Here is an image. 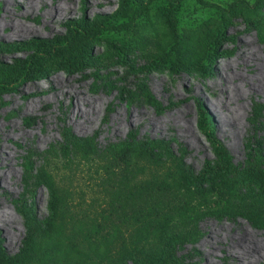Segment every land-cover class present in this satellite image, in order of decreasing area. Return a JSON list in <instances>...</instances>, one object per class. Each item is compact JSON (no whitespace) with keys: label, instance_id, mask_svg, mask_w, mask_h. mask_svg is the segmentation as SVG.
I'll return each mask as SVG.
<instances>
[{"label":"rangeland","instance_id":"374dc122","mask_svg":"<svg viewBox=\"0 0 264 264\" xmlns=\"http://www.w3.org/2000/svg\"><path fill=\"white\" fill-rule=\"evenodd\" d=\"M40 1L0 0L1 47L62 34L65 23L74 19L111 26L89 44L98 57L94 67L71 73L52 70L0 92V146L5 158L0 162V247L6 255L16 252L29 234L41 248L46 219L53 226L62 223L70 233L76 222L98 217L109 202L110 150L122 140L155 145L158 161L138 158L143 172L135 184L177 164L192 174L214 167L217 160L198 126L197 103L235 169L253 151L264 162V21L248 28L240 18L226 19L224 9L233 0H132L136 10L142 7L133 18L113 16L121 0H44L45 5ZM47 6L61 14L45 18ZM260 12L264 16V5ZM169 18L178 33L189 37L200 27L220 34L207 41L200 69L153 66L154 45L169 48ZM25 53L26 49L0 48V61L8 63ZM48 79L72 92L84 112L73 123L62 120L68 98H53ZM131 112L138 115L137 122L126 123ZM115 113L122 126L111 134L109 121ZM83 115L94 120L81 131ZM231 120L238 125L236 132L231 131ZM68 138L87 142L89 153L82 157ZM206 176L201 177L204 185ZM39 178H46L50 187ZM63 194L69 198V211L62 219L55 201ZM169 233L178 237L135 245L130 230L122 228L110 245L111 254L117 264H136L132 258L143 261L159 249L162 258L155 260L160 264H264V228L239 216H203ZM74 264L88 262L78 257Z\"/></svg>","mask_w":264,"mask_h":264},{"label":"trees","instance_id":"16d2710c","mask_svg":"<svg viewBox=\"0 0 264 264\" xmlns=\"http://www.w3.org/2000/svg\"><path fill=\"white\" fill-rule=\"evenodd\" d=\"M263 5L264 0H253L251 4L245 0H233L224 9L225 18H240L248 28L255 27L264 21L260 12ZM141 9L136 10L132 0H121L113 16L129 14L133 18ZM64 26L62 34L0 46L3 49L27 50L22 57L8 63L0 61V92L12 89L21 80L44 77L52 70L71 73L95 66L98 57L92 55L89 44L101 29H107L111 24L100 20L87 22L74 19ZM168 32L167 50L154 45V67L157 63H169L176 70H198L206 55L207 41L215 40L220 35L212 29L200 27L191 38L186 33H178L170 18ZM197 109L199 129L210 143L217 160L214 167H205L201 173L192 174L177 164L160 176H152L135 184V178L143 172L137 159L147 156L150 161H158L155 145L122 140L110 150L112 179L109 202L98 217L76 222L70 233H65L62 223L53 226L46 219L43 225L45 240L41 248L37 247L34 237L29 234L11 255H6L0 247V264H74L78 257L88 264H117L110 245L122 228L130 230V240L136 245L148 239L163 240L172 236L175 239L178 235L169 233L172 227L188 225L203 216H239L253 227L264 228V162L261 155L253 151L244 164L235 169L230 153L213 134L208 115L198 103ZM66 140L77 146L82 157L89 153L87 142L75 138ZM203 173L207 175L205 185L201 182ZM39 179L50 187L46 178ZM68 201L65 194L55 201L62 219L68 214ZM138 201L140 205L131 206ZM179 232L180 236L187 235L186 232ZM74 239H78V242ZM161 252L162 249L150 252L151 256L143 261L132 259L136 264H160L155 259L162 258Z\"/></svg>","mask_w":264,"mask_h":264},{"label":"bare ground","instance_id":"6f19581e","mask_svg":"<svg viewBox=\"0 0 264 264\" xmlns=\"http://www.w3.org/2000/svg\"><path fill=\"white\" fill-rule=\"evenodd\" d=\"M28 4V3H27ZM40 5H45V1L44 0H41ZM53 7V6H52ZM51 6H47L45 7V10H44V14H45V18H55L56 16H59L61 14V12L59 11H56V10H53ZM25 10V9H24ZM58 10V9H57ZM31 30V29H30ZM36 30V29H35ZM25 31V30H24ZM33 31V29H32ZM27 33V32H26ZM49 80V79H48ZM53 80V79H52ZM51 88L50 89V93H51V96L53 98H55L56 100H58L59 102H61L63 100V98H65V96L68 98V108L66 110H64V114L62 113L63 115V119L65 123H73V121H75L77 119L78 116H82V114L84 113L80 108H79V105L77 104L76 102V99L75 97L72 95V92H69L67 93L68 91H66V89L64 87H60L58 85V83H54V85H52V83L50 82L49 80V84L47 85V88ZM44 91V90H43ZM71 91V90H70ZM44 94V93H43ZM67 94V95H66ZM90 111V110H89ZM88 111V112H89ZM136 113V112H135ZM135 113L134 112H131L129 115H127V118H126V123H132L134 121L137 120V117L138 115L135 116ZM88 114V113H87ZM144 117V116H143ZM142 117V118H143ZM92 119L89 115H83V120H82V123L79 124V129L81 131H84V130H87V128L91 125L92 123ZM141 120V119H140ZM143 120V119H142ZM262 120V119H261ZM148 121V120H147ZM146 121V122H147ZM264 122V118L262 120ZM137 122V121H136ZM141 122V121H140ZM145 122V121H144ZM149 122V121H148ZM148 122L146 124H148ZM224 122L225 121H221V129H222V125H224ZM150 123V122H149ZM109 124H111L113 126L112 128V132L111 134H117L120 130V127L122 126V123L119 119V114L118 113H115L112 117H111V120L109 121ZM226 124V123H225ZM228 125V124H227ZM229 125H230V128H231V131H235L237 129V123L234 122L233 120H231L229 122ZM264 125V124H263ZM77 126V125H76ZM93 126V125H92ZM156 125H154L155 127ZM78 129V128H77ZM156 129V128H155ZM154 129V130H155ZM224 129V128H223ZM24 130V129H23ZM261 130V129H260ZM86 132V131H85ZM236 132V131H235ZM110 134V135H111ZM264 138V126L262 127V136ZM32 145H35L34 143ZM5 161V158H4V155H3V151H2V148L0 146V162H4ZM28 186V185H27Z\"/></svg>","mask_w":264,"mask_h":264}]
</instances>
